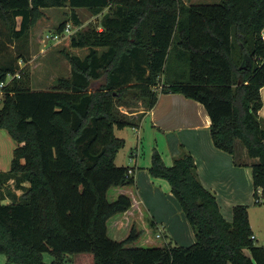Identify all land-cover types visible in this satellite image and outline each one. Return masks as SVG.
I'll list each match as a JSON object with an SVG mask.
<instances>
[{
    "label": "trees",
    "instance_id": "1",
    "mask_svg": "<svg viewBox=\"0 0 264 264\" xmlns=\"http://www.w3.org/2000/svg\"><path fill=\"white\" fill-rule=\"evenodd\" d=\"M48 8L70 9L76 25L81 24L77 9L109 11L102 27L71 37L72 48L89 51L84 57L64 51L70 76L60 77L51 89L34 88L27 70H17L11 59L0 61V86L13 76L0 87V128L16 142L10 170L0 172V254L17 264H67L74 253L92 254L94 264H264L249 206L236 205L233 220H227L186 150L168 165L155 149L148 170L153 179L169 183L196 242L160 243L163 237L147 212L140 228L114 224L137 200L133 171L115 163L126 144L115 130L138 127L143 118L121 108L141 100L144 114L162 92H179L204 105L217 148L235 155L238 143L246 149L255 159L256 203L264 204L258 193L261 189L264 197V120L259 115L264 0L191 5L182 0H0L1 25L16 39L28 40ZM173 52L183 58L188 78L178 73L163 82ZM248 61L249 67H242ZM11 180L21 195L7 186ZM110 227L130 232L115 239ZM46 252L53 255L51 262L44 260Z\"/></svg>",
    "mask_w": 264,
    "mask_h": 264
},
{
    "label": "crops",
    "instance_id": "2",
    "mask_svg": "<svg viewBox=\"0 0 264 264\" xmlns=\"http://www.w3.org/2000/svg\"><path fill=\"white\" fill-rule=\"evenodd\" d=\"M182 1L191 5L199 4L200 0ZM261 97L263 106L259 115L264 120V87L261 89ZM149 123L150 125H147ZM146 126L150 127L153 134L157 132L164 138L167 146L166 157L174 160L184 150L193 155L201 182L215 193L227 220H233V210L236 205L244 204L249 208H255L258 205L254 194L255 186L251 167L255 159L247 156L246 149H241L235 155L214 145L211 136V118L202 103L179 92H162L159 94L156 105L145 112L140 125L129 127L133 129L132 133L124 132L127 127L118 129L125 134L121 138L126 140V144L117 154L115 163L119 156L120 161L128 158L121 164L117 162L116 165L128 167L133 171L137 200L131 209L114 222L116 226L136 224V220L141 224L147 212L155 221L158 234L166 238L167 243L190 246L196 242L195 232L181 204L171 192L169 183L166 181L168 183L166 185L163 182L165 180L153 179L149 173L152 156L147 159L148 155L143 149L146 133L144 131L148 129ZM154 136L157 137V134L155 133ZM6 167L4 166L0 172L10 170H5ZM143 223L146 224L144 221ZM251 226L255 240L262 243L258 238L261 234L259 227L252 223Z\"/></svg>",
    "mask_w": 264,
    "mask_h": 264
},
{
    "label": "rangeland",
    "instance_id": "3",
    "mask_svg": "<svg viewBox=\"0 0 264 264\" xmlns=\"http://www.w3.org/2000/svg\"><path fill=\"white\" fill-rule=\"evenodd\" d=\"M219 1L220 0H200L199 3H218ZM69 10L70 9L68 8L45 9L44 16L38 20L37 24L31 30L28 40H19L13 37L12 34L1 25L0 21V61L11 59L15 61L17 70L20 68L27 70L31 77L33 87L36 89H51L60 77H69L72 66L70 59L66 56L64 51H70L81 57H84L89 51L88 48H72L70 46L71 37L78 31H84L94 26L102 27V21L108 14L109 9L107 8L99 14H93L90 10L84 8L77 9L81 21L80 25H76L74 21L69 18ZM64 20H67L66 27L70 25L72 34L70 36H64L60 40L54 39L53 37L56 34L61 33L59 28ZM171 55V67H168V70L166 71L167 76L163 75L162 81L169 82L171 81L172 76H175L178 73L181 74L179 75L180 79L186 80L188 78V67L183 61V58L178 57L176 52H173ZM103 82L104 79L94 82L91 89L97 90ZM157 90H161V85L157 87ZM121 110L126 113L133 111L131 115H134L136 119H138L140 115L143 117L145 114V112L142 114L145 110V106L141 100L132 102L129 106L122 107ZM147 125H150V123ZM146 128H148L144 131L146 133L144 134L143 132V149L148 155L147 159H150L154 150L157 149L162 153L166 164H173L174 160L165 156L167 146L164 142V138L159 136L157 132H154L153 134V131H151L149 126H146ZM126 131L132 133L133 129L127 127L124 132L126 133ZM115 133L118 137L125 135L118 129L115 130ZM155 133L157 134V137L154 136ZM15 144L16 142L11 134L6 129L0 128V170L4 168V166H7L5 170L11 168ZM129 149L130 147L127 152ZM241 149L244 148L238 143V151ZM127 159L128 158L126 157L124 160L120 161L119 156L116 163L118 162V164H121ZM163 182L168 185L166 181ZM26 185H28V183ZM7 186L18 195L22 194V190L16 188L14 180H11ZM115 196L116 193L111 190L109 192V198L114 199ZM6 200L9 202L11 201L10 198H6ZM249 211L251 223L258 226L260 230L259 232H261V234L258 235V238L262 243H258L259 241L257 240H255V242L264 245V204H258L255 208H249ZM109 225L112 226V224ZM136 225L138 228L141 227L137 220ZM115 232H117V234H115ZM115 232L113 228L110 227L109 235L115 239H122L128 236L130 231L127 232L125 229L118 231L117 229ZM158 241L163 244L167 240L163 237ZM69 259L70 261L67 264H94L93 255L90 253L69 254ZM44 260L46 262H51L53 260V255L49 252L44 253ZM0 264L17 263H8L5 254H0Z\"/></svg>",
    "mask_w": 264,
    "mask_h": 264
},
{
    "label": "built area",
    "instance_id": "4",
    "mask_svg": "<svg viewBox=\"0 0 264 264\" xmlns=\"http://www.w3.org/2000/svg\"><path fill=\"white\" fill-rule=\"evenodd\" d=\"M72 31H71V28H70V25H68L66 28H65V30L63 31V32H61V33H58V34H56L53 38L54 39H57V40H60L62 37H64V36H70L72 33H71ZM17 77H20V74L18 73L17 75H16ZM13 78V76H10L8 79H7V81H3V82H1V86L0 87H3V86H5L11 79ZM3 91L1 90L0 91V101L2 100V97H3ZM132 171V170H131ZM258 193H259V201H264V197H263V192H262V190L261 189H259L258 190Z\"/></svg>",
    "mask_w": 264,
    "mask_h": 264
},
{
    "label": "water",
    "instance_id": "5",
    "mask_svg": "<svg viewBox=\"0 0 264 264\" xmlns=\"http://www.w3.org/2000/svg\"><path fill=\"white\" fill-rule=\"evenodd\" d=\"M249 65H250V63L248 61V62H245L242 67H249Z\"/></svg>",
    "mask_w": 264,
    "mask_h": 264
}]
</instances>
